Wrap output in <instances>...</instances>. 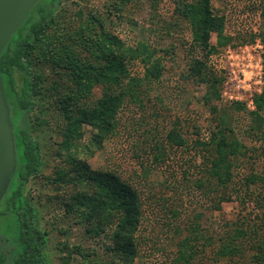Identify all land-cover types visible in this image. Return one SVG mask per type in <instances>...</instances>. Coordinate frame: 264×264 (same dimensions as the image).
Returning <instances> with one entry per match:
<instances>
[{"label":"trees","instance_id":"1","mask_svg":"<svg viewBox=\"0 0 264 264\" xmlns=\"http://www.w3.org/2000/svg\"><path fill=\"white\" fill-rule=\"evenodd\" d=\"M40 1L0 54V77L10 109L17 161L0 201L4 203L0 216L14 215L16 231L12 248L6 252L0 248V264H48L45 249L49 232L42 224L39 202L36 205L25 195L28 182L42 176L45 156L39 139L44 134L50 139L58 137L53 158L59 164L47 184L57 185L60 190L70 188L71 193L60 203L64 217L83 228L84 237L102 246L99 252L59 242L56 250L60 264H133L141 252L139 232L144 207L161 203L172 208V216L178 214L172 201L179 192L198 194L204 206L214 211L235 200L264 206V174L251 172L240 181L236 179L239 168L251 156L264 161V82L261 91L252 97V109L243 101H230L223 107L219 104L226 76L211 62L221 50L258 39L263 48L264 71V0L258 3L257 32L239 37L225 32V16L214 11L211 0H172V15L189 31V38L178 41L177 46L161 42L180 27L177 19L172 22V15L160 21L162 0H150L155 12L150 33L156 39L134 42L115 33L110 9L107 15H101L84 6L71 14L62 7L63 0H48L47 5ZM127 1H115L111 9L121 13ZM114 18L120 21L121 14ZM213 35L214 44L210 42ZM178 48L185 62L181 81L204 88L201 102L208 108L212 123L207 135L200 137L199 130L194 139L185 138L176 121L164 138L151 139V145L136 154L139 172L135 169L125 179L114 170H92L79 155L86 152L91 156L92 148L101 150L104 142L116 135L119 113L124 108H143L148 92L160 85L166 62H174ZM136 63L143 70L141 76L131 73ZM95 88H99L98 96ZM233 112L246 115L248 124L241 133L257 146L244 144L241 133L232 126ZM85 129L89 130L87 136ZM174 151L192 155L172 169L171 174L179 170L180 179L169 178L166 190L162 187L165 184H160L162 189L156 191L150 172L160 167L168 169L166 162ZM257 183L260 188L255 193L251 186ZM200 217L194 215L185 229L187 235L176 242L173 261L161 264H193L199 252L204 256L205 248L213 242L200 227ZM244 224L217 239L221 244L213 251L214 259L228 260L222 264H264V227L253 224L244 228ZM173 226L174 231H180V225Z\"/></svg>","mask_w":264,"mask_h":264},{"label":"rangeland","instance_id":"2","mask_svg":"<svg viewBox=\"0 0 264 264\" xmlns=\"http://www.w3.org/2000/svg\"><path fill=\"white\" fill-rule=\"evenodd\" d=\"M39 1V0H38ZM118 0H63L62 7L69 13H74L82 7L87 6L101 15H107L108 9L114 13L110 14L112 28L121 38L128 42H134L142 38L155 40L156 37L150 33V27L155 13L151 7L150 0H130L127 1L121 13L113 12L111 4ZM172 0H162L159 3L160 21L162 18L172 15ZM260 0H211V5L216 13L225 16V32L230 36H248L256 33L259 26V3ZM47 5L48 0H42ZM121 14L120 21L115 19ZM172 22L178 20L180 27L175 30L172 37H165L161 41L164 46L174 44L178 41L189 38L187 26L180 22L177 16L172 15ZM108 26L109 23H108ZM155 27V25H154ZM239 37V36H238ZM215 43L213 35L210 41ZM236 41H234L235 43ZM233 43V44H234ZM180 48V47H179ZM176 50L175 60L166 62L160 85L148 92V97L144 99L143 108L137 105H130L119 113V126L116 135L106 140L101 150L92 148L94 153L90 156L86 152L79 155L92 170L108 171L114 170L125 178L133 170L140 171L137 167L136 154L143 153L151 145V139L164 138L171 124L178 121L182 127L184 137L194 139L196 132L199 136H206L211 126V114L206 106L201 102L203 86H196L192 82H182L180 75L185 69L184 54L181 49ZM263 51L262 44L258 39L254 43L234 44L217 55L211 57L213 67L217 71H223L226 76L222 99L219 105L226 107L230 101H243L247 107L252 109V97L261 91L264 82V71L262 66ZM141 66L136 63L131 68L133 75H142ZM99 88L94 89L95 95H99ZM232 126L237 133L243 132L248 124V118L243 113L233 112ZM197 127V128H195ZM147 131V132H146ZM85 135L89 130L85 129ZM147 135L146 139L144 135ZM246 146H257L253 139L241 133ZM145 139V140H144ZM58 137L54 135L51 139L44 134L39 139L40 148L45 156L42 166V176L35 180H30L26 187L25 195L30 197L37 205L43 218L42 224L49 232V243L45 249L48 264H60L59 254L56 245L66 241L70 245L80 244L83 249H96L102 251L101 242H93L83 236V228L72 224L68 218L64 217L63 208L60 203L62 199L71 193L70 188L64 187L62 190L57 185L47 184V179L55 176V168L58 162H54V142ZM258 152V151H257ZM174 153V154H173ZM182 153V155H180ZM259 153V152H258ZM189 152L174 151L170 154L172 159L169 168L160 167L159 170L150 172V181L156 187V191L169 184V178L180 179L179 170L176 174H171L172 169H177L185 158L191 156ZM199 162V158H197ZM251 172L264 174V161L251 156L247 163L243 164L237 174V181L243 176H248ZM167 179V180H166ZM160 184H165L161 187ZM241 182H238V186ZM259 183L252 185L251 190L258 192ZM166 190V187H165ZM264 190V188H263ZM59 191V193H58ZM167 192V191H165ZM147 193V192H145ZM173 196V193H169ZM185 192L175 194L172 202L178 214L172 216V208L167 209L161 203L145 206V217L140 227L139 235L142 237L140 256L133 264H161L173 261V252L176 242L184 238L186 227L193 220L195 214L201 217L198 223L212 237V245L205 248L203 257L198 253L197 260L193 264H222L227 259H214L213 251L221 242L217 241L226 233H232L235 226L244 222L247 226L262 225L264 227V206H256L254 201H246L244 204L235 200L230 203H223L220 211H214L208 206H204V201H200L198 194L185 196ZM4 207L3 201L0 203V211ZM187 212L186 215L181 212ZM174 223L180 225V231H174ZM59 229H62L60 231ZM15 217L12 214L0 216V248L7 251L12 248L15 235ZM259 233H262L260 231ZM235 260V259H234ZM241 260V259H240ZM246 263V262H245ZM233 264V263H232ZM241 264V263H240Z\"/></svg>","mask_w":264,"mask_h":264},{"label":"water","instance_id":"3","mask_svg":"<svg viewBox=\"0 0 264 264\" xmlns=\"http://www.w3.org/2000/svg\"><path fill=\"white\" fill-rule=\"evenodd\" d=\"M38 0H0V54ZM17 166L10 109L0 77V201Z\"/></svg>","mask_w":264,"mask_h":264}]
</instances>
